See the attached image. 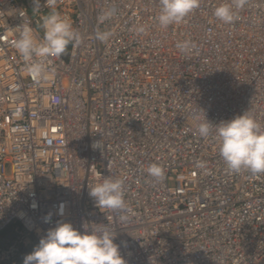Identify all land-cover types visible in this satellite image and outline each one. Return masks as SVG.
I'll use <instances>...</instances> for the list:
<instances>
[{
    "label": "built area",
    "instance_id": "built-area-1",
    "mask_svg": "<svg viewBox=\"0 0 264 264\" xmlns=\"http://www.w3.org/2000/svg\"><path fill=\"white\" fill-rule=\"evenodd\" d=\"M50 2L34 13L32 0H0V234L14 228L0 264H24L68 221L110 225L127 264H264V173L229 171L213 134L198 133L204 111L219 124L249 110L264 125V0H200L163 29L159 0H55L81 42L34 58L47 72L36 82L14 42L24 24L43 40ZM222 3L231 24L214 16ZM106 178L124 179L127 222L89 195Z\"/></svg>",
    "mask_w": 264,
    "mask_h": 264
},
{
    "label": "clouds",
    "instance_id": "clouds-1",
    "mask_svg": "<svg viewBox=\"0 0 264 264\" xmlns=\"http://www.w3.org/2000/svg\"><path fill=\"white\" fill-rule=\"evenodd\" d=\"M160 11L156 17L159 26L167 28L172 24H179L193 10L197 9L200 0H159ZM50 12L42 17L44 29L43 40L37 42L33 36L30 25L24 24L18 33L14 46L22 56L31 78L39 82L47 78V72L42 61L34 58L59 57L64 54L70 43L79 44L81 34L74 29L71 21L61 16L56 10L55 0L48 4ZM236 8L242 7V0L235 4ZM41 0H32V10L38 13ZM112 9H107L100 16L106 20L114 15ZM214 16L225 24H231L236 13L232 3H222L214 9ZM143 26L137 29L143 32ZM110 30L97 31L95 37L101 42H106L112 37ZM177 48L189 54L195 50L192 42L177 44ZM198 133L207 138L210 133L219 145V153L229 171L239 173L242 169L253 174L264 173V125L259 122L249 110L234 118L213 124L204 118L198 124ZM198 167H205V162L198 161ZM150 177L163 180L164 171L160 165L152 164L146 169ZM89 195L94 198L96 206L118 212L117 222H127L131 209L124 199V179L106 178L102 183L90 187ZM37 205L33 204L32 207ZM65 205L59 209L64 213ZM53 213H48L45 221L51 220ZM108 220V217H107ZM82 229L74 227L73 223L59 222L47 231L35 249L24 258V264H127L121 254L120 245L115 242L117 232L107 223L82 224Z\"/></svg>",
    "mask_w": 264,
    "mask_h": 264
},
{
    "label": "trees",
    "instance_id": "trees-1",
    "mask_svg": "<svg viewBox=\"0 0 264 264\" xmlns=\"http://www.w3.org/2000/svg\"><path fill=\"white\" fill-rule=\"evenodd\" d=\"M3 236H8L10 238H12L14 236V228L13 226H9L8 228H6L1 234H0V239L3 238Z\"/></svg>",
    "mask_w": 264,
    "mask_h": 264
},
{
    "label": "rangeland",
    "instance_id": "rangeland-1",
    "mask_svg": "<svg viewBox=\"0 0 264 264\" xmlns=\"http://www.w3.org/2000/svg\"><path fill=\"white\" fill-rule=\"evenodd\" d=\"M7 239H11L10 237H8V236H3V238L2 239H0V242H2V241H6Z\"/></svg>",
    "mask_w": 264,
    "mask_h": 264
},
{
    "label": "bare ground",
    "instance_id": "bare-ground-1",
    "mask_svg": "<svg viewBox=\"0 0 264 264\" xmlns=\"http://www.w3.org/2000/svg\"><path fill=\"white\" fill-rule=\"evenodd\" d=\"M197 53H198V51H197Z\"/></svg>",
    "mask_w": 264,
    "mask_h": 264
}]
</instances>
